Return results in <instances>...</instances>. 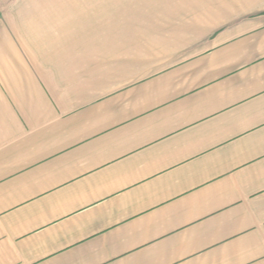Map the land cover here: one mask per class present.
Instances as JSON below:
<instances>
[{
	"label": "crops",
	"instance_id": "obj_1",
	"mask_svg": "<svg viewBox=\"0 0 264 264\" xmlns=\"http://www.w3.org/2000/svg\"><path fill=\"white\" fill-rule=\"evenodd\" d=\"M202 29L120 54L92 92H32L13 47L0 264H264V12Z\"/></svg>",
	"mask_w": 264,
	"mask_h": 264
},
{
	"label": "rangeland",
	"instance_id": "obj_2",
	"mask_svg": "<svg viewBox=\"0 0 264 264\" xmlns=\"http://www.w3.org/2000/svg\"><path fill=\"white\" fill-rule=\"evenodd\" d=\"M260 12L264 0H0V63L14 47L32 92H92V71L120 54Z\"/></svg>",
	"mask_w": 264,
	"mask_h": 264
}]
</instances>
